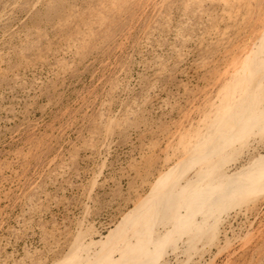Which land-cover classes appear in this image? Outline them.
<instances>
[{"label": "rangeland", "instance_id": "374dc122", "mask_svg": "<svg viewBox=\"0 0 264 264\" xmlns=\"http://www.w3.org/2000/svg\"><path fill=\"white\" fill-rule=\"evenodd\" d=\"M217 1L0 0V264H54L78 229L104 237L149 191L184 114L264 15V0ZM257 203L225 226L256 229L233 264H264Z\"/></svg>", "mask_w": 264, "mask_h": 264}, {"label": "bare ground", "instance_id": "6f19581e", "mask_svg": "<svg viewBox=\"0 0 264 264\" xmlns=\"http://www.w3.org/2000/svg\"><path fill=\"white\" fill-rule=\"evenodd\" d=\"M251 19L245 21L244 38L225 56L224 65L216 68L200 101L188 108L183 126L169 139L161 172L149 191L104 237L87 238L78 229L69 251L54 264H209L224 254L230 255L226 264H233L239 251L250 246L254 239L248 238L255 228L231 235L232 228L225 226L241 217L249 219L263 206L257 207V201L264 202V151L254 142L264 146V15L256 23Z\"/></svg>", "mask_w": 264, "mask_h": 264}]
</instances>
